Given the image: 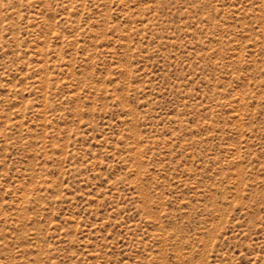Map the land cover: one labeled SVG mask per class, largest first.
I'll use <instances>...</instances> for the list:
<instances>
[{"label":"rangeland","instance_id":"1","mask_svg":"<svg viewBox=\"0 0 264 264\" xmlns=\"http://www.w3.org/2000/svg\"><path fill=\"white\" fill-rule=\"evenodd\" d=\"M0 264H264V0H0Z\"/></svg>","mask_w":264,"mask_h":264}]
</instances>
